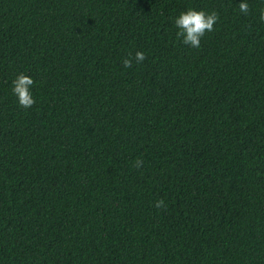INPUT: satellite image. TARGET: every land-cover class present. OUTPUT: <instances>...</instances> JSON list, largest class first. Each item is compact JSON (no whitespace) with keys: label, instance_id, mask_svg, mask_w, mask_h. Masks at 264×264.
Masks as SVG:
<instances>
[{"label":"trees","instance_id":"1","mask_svg":"<svg viewBox=\"0 0 264 264\" xmlns=\"http://www.w3.org/2000/svg\"><path fill=\"white\" fill-rule=\"evenodd\" d=\"M241 2L0 0V264H264V0ZM189 9L219 15L198 49Z\"/></svg>","mask_w":264,"mask_h":264},{"label":"clouds","instance_id":"2","mask_svg":"<svg viewBox=\"0 0 264 264\" xmlns=\"http://www.w3.org/2000/svg\"><path fill=\"white\" fill-rule=\"evenodd\" d=\"M238 8L245 15L250 11L249 4L245 0L239 4ZM218 20L219 15L215 11L209 14L204 11L189 9L175 19V26L178 29L177 38L181 39L184 45L198 49L201 45V39L206 33L214 31V26ZM259 21L264 23V8L259 11ZM145 59L146 56L143 52H136L134 57L130 55L128 58L123 59L122 63L125 68H129L132 66L133 60L137 64H140ZM33 85L34 80L23 73L18 75L13 81L12 92L17 97L18 104L21 108L30 109L36 103L30 91ZM142 166V160L137 159L134 162V167L141 168ZM164 206L163 200H159L155 204V207L158 209Z\"/></svg>","mask_w":264,"mask_h":264}]
</instances>
